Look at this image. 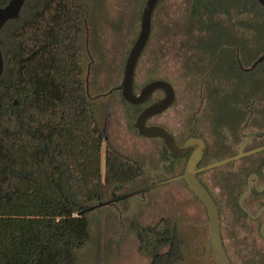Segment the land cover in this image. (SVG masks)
Instances as JSON below:
<instances>
[{"label": "trees", "instance_id": "16d2710c", "mask_svg": "<svg viewBox=\"0 0 264 264\" xmlns=\"http://www.w3.org/2000/svg\"><path fill=\"white\" fill-rule=\"evenodd\" d=\"M9 1L0 0V7ZM220 1L193 3V20L204 17L198 29L211 38L222 31L216 17H233L236 0ZM260 9L258 0H239L236 8L240 16ZM85 12V0H26L19 19L1 31L0 264H76L77 252L92 241L89 209L102 201L103 189L119 192L145 175L138 162L110 145L102 155L104 136L83 79ZM219 41L203 44L204 54L220 53L222 46L219 66L231 48V72L244 85L237 55L251 65L242 60L245 46ZM135 233L150 264L181 261L177 231L167 223L139 225Z\"/></svg>", "mask_w": 264, "mask_h": 264}, {"label": "rangeland", "instance_id": "374dc122", "mask_svg": "<svg viewBox=\"0 0 264 264\" xmlns=\"http://www.w3.org/2000/svg\"><path fill=\"white\" fill-rule=\"evenodd\" d=\"M145 1L85 0L83 79L91 98L122 82L128 52L140 30ZM238 1L230 6L233 17L214 19L222 31L214 30L215 37L211 38L205 30L198 29L205 18L193 20L195 0H161L154 13L149 44L139 60L135 76L137 91L152 80H165L171 84L176 102L159 118L165 120V127L181 139L184 136L182 131L187 133L188 126L192 125L193 132L207 139L210 145L216 144L212 159H222L228 154L224 133L227 128L235 132L243 117L241 112L234 113L233 99H246L247 92L251 89L253 92L255 86L262 88L264 93V64L256 67L242 85L243 80L238 73L231 72L230 65L234 59L231 48L225 50L230 56L221 59L219 66H216V56L222 57V46H219L220 53L208 49V54H204L202 50L203 44L209 45L224 38V42L226 40L229 44L245 46L243 62L252 64L262 54L264 11L260 9L258 14L244 13L240 16L236 10ZM256 26H259L258 32L250 30ZM203 67L208 70L204 72ZM159 96L157 94L155 98ZM90 103L97 127L104 136L103 157L106 146L110 145L138 162L145 173L130 188L119 192L103 189L101 202L117 199L114 195L120 198L153 185V172L164 161L161 140L147 139L138 134L134 125L136 110L122 101L119 94L107 103L95 99ZM258 123L264 126V119ZM234 166L226 164L205 174L217 180L218 187L209 191L213 197H219L225 190L224 177ZM181 169L182 165H179L177 173ZM173 175L169 174L165 179ZM88 217L92 241L77 252L76 264H150L152 258L140 252L135 227L156 226L162 221L177 231L182 248L179 264H214L209 250L205 209L188 192L183 180L97 208ZM232 225L231 221L225 223L224 237Z\"/></svg>", "mask_w": 264, "mask_h": 264}, {"label": "flooded vegetation", "instance_id": "af4514ba", "mask_svg": "<svg viewBox=\"0 0 264 264\" xmlns=\"http://www.w3.org/2000/svg\"><path fill=\"white\" fill-rule=\"evenodd\" d=\"M257 60H255L250 66L245 67L241 61V57L237 55L238 66L243 73H246L248 78L249 74H251L252 71L263 62L262 61L256 64ZM121 83L111 87L106 93L96 95L94 98H91L89 93V99L102 100L103 103H107L112 97H116L117 94H119V98L122 101H124L129 107L136 110V122L137 117L145 108L162 99L164 96L163 92L157 91L146 103L141 105H132L123 99L122 91L120 89ZM141 88L137 91L134 85L135 93L139 94ZM255 88L256 89L253 92L252 89L249 90V93L247 92L246 99H233L232 109L234 113L241 112L244 118L242 117L239 121L235 132H232L229 128H227L224 133L226 134L225 146L228 149V154L222 159H212V153L214 151L213 147L216 144L210 145L207 139L196 134V132H193L194 130L192 125L188 126L187 133L182 131L181 135H184L182 139L176 137V133H173L165 127V120H162L159 117L167 112L172 106L166 111L149 119L147 125L166 128L172 134L177 146H181L190 138L202 139L206 144L207 150L204 153L202 160L195 168L197 171H200L217 161L234 157L241 151L246 153L264 147V126L261 127L263 123H258L261 119H264V93L262 88H258L257 86H255ZM157 94H160V96L155 98ZM203 99L201 100L203 101ZM174 102H176V93ZM174 104L175 103H173V105ZM161 142L164 147V151L161 155L164 158V161L161 162L159 169L153 172L154 181L152 184L170 180L184 174L188 161L194 153V151L191 150L186 154L175 156L166 149L162 140ZM231 163L235 166L227 171L226 176L224 177L225 190L223 189V192L217 198L210 194L211 191L215 190L214 187H218V183L217 180L215 181L205 175L209 170L196 173V179L208 192L210 191L209 194L216 204L220 217L221 239L230 263L264 264V151L242 157L240 160ZM179 165H182V169L180 173H177ZM173 173L177 174L173 175ZM169 174H172L173 176L165 179V176L168 177ZM183 182L188 192L193 195V197H195L199 201L200 205L205 209L202 202L188 189L186 182L184 180ZM205 212L207 215V224L209 226L206 209ZM227 221H231L233 225L226 237H224L225 232L223 226ZM202 234L203 233L201 232L200 236ZM211 256L214 264H218L214 260L213 254Z\"/></svg>", "mask_w": 264, "mask_h": 264}, {"label": "water", "instance_id": "95a60500", "mask_svg": "<svg viewBox=\"0 0 264 264\" xmlns=\"http://www.w3.org/2000/svg\"><path fill=\"white\" fill-rule=\"evenodd\" d=\"M160 1L161 0H146L143 5L140 16V30L130 51L128 52L123 70V79L120 89L122 91L123 99L127 103L132 105L144 104L150 99V97L155 92H163L164 96L162 99L149 105L137 117L135 126L138 131V134L143 137L161 139L166 149L175 156L186 154L191 150H193L194 153L188 161L185 173L181 176L166 181H160L159 183H155L143 190L129 193L114 200L100 202L92 206L89 210L92 211L106 205H111L118 200L142 195L150 190L161 187L163 185L170 184L178 180H184L187 184L188 189L193 192V194L202 202L207 211L208 222L210 227L209 250L213 254L214 260L218 264H231L226 255L221 239L220 217L218 209L209 192L196 179V173L200 171L212 170L214 168L229 164L231 162L238 161L242 157L250 156L252 154L264 151V147L246 153H243L241 151L238 155L234 157L217 161L201 169L200 171H197L195 168L202 160V157L207 150L206 144L202 139L190 138L186 140L181 146H177L172 134L166 128L161 126L147 125L149 119L169 109L175 101L174 89L171 84L165 80H152L146 83L141 88L139 94H136L134 89L138 63L147 45L149 44L153 29L152 26L154 13ZM25 2L26 0H10L5 6L0 7V34L4 26L9 21L19 19L21 10ZM258 2L264 7V0H258ZM1 43L2 41L0 36V77L3 75L5 68L3 53L1 50ZM262 61H264V55H262L256 61V64ZM86 88L87 95L89 96L88 86H86Z\"/></svg>", "mask_w": 264, "mask_h": 264}]
</instances>
